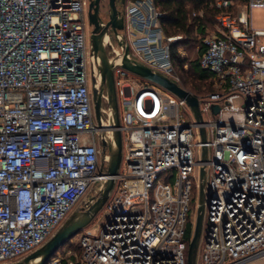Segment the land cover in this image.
I'll list each match as a JSON object with an SVG mask.
<instances>
[{"label": "built area", "instance_id": "1", "mask_svg": "<svg viewBox=\"0 0 264 264\" xmlns=\"http://www.w3.org/2000/svg\"><path fill=\"white\" fill-rule=\"evenodd\" d=\"M88 6L0 0V264L45 244L108 177L100 142L112 130L109 97L104 91L99 123ZM209 7L217 10L214 27L196 48L214 87L196 95L202 122L185 99L120 65L124 49L109 28L103 43L115 62L122 160L102 207L107 219L82 230L79 250L54 253L45 264H188L187 226L195 227L191 202L202 167L204 232L194 264L264 260V26L250 19L264 0H212ZM125 15L119 32L127 57L188 90L172 57L183 35L165 33L155 0H129Z\"/></svg>", "mask_w": 264, "mask_h": 264}, {"label": "water", "instance_id": "2", "mask_svg": "<svg viewBox=\"0 0 264 264\" xmlns=\"http://www.w3.org/2000/svg\"><path fill=\"white\" fill-rule=\"evenodd\" d=\"M100 1L90 0L88 10V22L91 26L89 43L91 50V65H92V94L94 100V110L96 119L99 123L103 121L102 107H103V92L108 94V121L112 128L110 137L103 133L101 135V160L102 169L106 168L108 177L101 182L98 195L89 198L84 205L79 206L67 218L62 226L55 232V234L40 248L27 255L25 258L11 264H45L48 259L57 252V250L67 243L71 237L82 231L88 226L97 213L102 209L104 203L109 197L114 184L115 176L119 172L122 160V134L119 130L120 116L118 107V98L113 75L115 62L110 61L107 55L104 38H110L109 28L113 30L118 43L124 49L121 55L120 65L124 68L134 72L135 74L148 79L161 87L175 93L180 98L185 99L187 104L192 109L196 119L202 122L203 116L199 108V99L191 91L184 89L177 82L169 79L160 72H154L149 66L127 57L129 47L126 40L120 31L125 28V8L127 0H108V19L104 20L100 14ZM118 2L124 5V9L118 7ZM98 68L101 75V82L99 84L95 68ZM219 110L218 105L213 106V111L216 113ZM202 140L206 142V130L201 128ZM207 158V147H203V160ZM205 203V169L201 168L200 184H199V205L196 217V223L193 230V235L190 240L188 248V264H194L196 252L199 246V241L202 231L203 213Z\"/></svg>", "mask_w": 264, "mask_h": 264}, {"label": "trees", "instance_id": "3", "mask_svg": "<svg viewBox=\"0 0 264 264\" xmlns=\"http://www.w3.org/2000/svg\"><path fill=\"white\" fill-rule=\"evenodd\" d=\"M212 0H155L156 6L164 12L161 18L163 29L167 35L182 34L183 39L177 41L172 47V57L182 84L193 94L200 95L214 90L209 79L211 73L202 69L199 55L194 60H188L178 52V47L199 44L200 37L208 29L214 27L217 10L209 7ZM204 11V16H194V12ZM193 235V224L187 226L186 237L188 241Z\"/></svg>", "mask_w": 264, "mask_h": 264}, {"label": "rangeland", "instance_id": "4", "mask_svg": "<svg viewBox=\"0 0 264 264\" xmlns=\"http://www.w3.org/2000/svg\"><path fill=\"white\" fill-rule=\"evenodd\" d=\"M129 0H127L128 3ZM118 7H120L121 9H124V5L121 2H118ZM108 0H102V11H101V17L104 20L108 19ZM250 19H251V24L253 27L256 28H260L264 26V9L261 8H252L250 11ZM89 22L87 21V27H86V31H87V43H89V36H90V29L89 28ZM113 32V31H112ZM113 37H114V44L118 45V41L114 35L113 32ZM185 37V36H184ZM183 37V38H184ZM199 37V35H197V38ZM197 46L198 44H189V45H184L182 46V56L186 57L188 60H194L197 58ZM111 51V48H108V52ZM153 85H156V83L152 82ZM124 92L126 95H129L131 93V89L129 88V86H125L124 87ZM241 99L236 100V103H240ZM101 160V158H100ZM162 180H164V178L162 177ZM96 190H98V188L93 189L89 192L88 196H87V200L89 198H91L92 196L96 195ZM198 205H199V194H198V190L195 191V194L193 196V200L191 202V210L193 213L192 214V219L195 220L197 213H198ZM107 219V214L106 212L103 211V209H101L97 215L93 218V220L91 221V223L89 224V226L92 229H97L105 220ZM194 227V226H193ZM204 228V227H203ZM194 230V229H193ZM204 230L202 229V234H203ZM81 233L82 231L78 232L77 234H75L73 237L70 238V240L65 243L63 246H61L58 250H57V254L59 255H64L65 257H67L68 251L70 249H80V238H81ZM202 234H201V239H202Z\"/></svg>", "mask_w": 264, "mask_h": 264}, {"label": "flooded vegetation", "instance_id": "5", "mask_svg": "<svg viewBox=\"0 0 264 264\" xmlns=\"http://www.w3.org/2000/svg\"><path fill=\"white\" fill-rule=\"evenodd\" d=\"M89 3H90V0H89ZM88 10H89V6H88ZM101 11H102V0L100 1V14H101ZM90 31H91V26H89ZM101 165H102V160H101Z\"/></svg>", "mask_w": 264, "mask_h": 264}, {"label": "crops", "instance_id": "6", "mask_svg": "<svg viewBox=\"0 0 264 264\" xmlns=\"http://www.w3.org/2000/svg\"><path fill=\"white\" fill-rule=\"evenodd\" d=\"M252 264H264V260L259 261V262H255V263H252Z\"/></svg>", "mask_w": 264, "mask_h": 264}]
</instances>
